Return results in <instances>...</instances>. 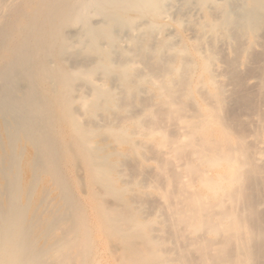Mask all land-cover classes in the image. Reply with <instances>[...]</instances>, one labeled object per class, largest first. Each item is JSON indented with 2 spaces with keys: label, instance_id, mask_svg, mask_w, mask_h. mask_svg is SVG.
Segmentation results:
<instances>
[{
  "label": "bare ground",
  "instance_id": "6f19581e",
  "mask_svg": "<svg viewBox=\"0 0 264 264\" xmlns=\"http://www.w3.org/2000/svg\"><path fill=\"white\" fill-rule=\"evenodd\" d=\"M2 113L0 264H264V0H0Z\"/></svg>",
  "mask_w": 264,
  "mask_h": 264
},
{
  "label": "rangeland",
  "instance_id": "374dc122",
  "mask_svg": "<svg viewBox=\"0 0 264 264\" xmlns=\"http://www.w3.org/2000/svg\"><path fill=\"white\" fill-rule=\"evenodd\" d=\"M98 21V19H95V21ZM71 63V62H70ZM69 63V64H70ZM71 64H73V63H71ZM4 113H2V115L0 114V118H3L4 116H5V114L3 115ZM27 133H25V134H23L22 136H21V138H19L20 139V142H21V139L23 140L24 138V143H21V146H22V151H25V152H23L22 154L24 155V156H22L21 154H20V156L22 157V159H21V157H20V161L21 160H23V159H25V161L27 160L26 159V157L25 156H28V153H29V155H36V153H35V151H37L38 150V146L36 145V144H30L29 142H27L26 141V138H27V135H26ZM26 135V136H25ZM27 143H28V145H27ZM23 144V145H22ZM12 144H11V141H9V143L8 144H6V146H5V150L6 151H10V149H9V147L8 146H11ZM24 145H26L25 147H24ZM33 147H35V148H37L36 150H35V148H33ZM6 148H8V149H6ZM11 148V147H10ZM29 152H28V151ZM28 152V153H27ZM31 152V153H30ZM9 153V152H8ZM25 153L27 154V155H25ZM25 161H23V162H21V164L22 163H24V166H21V168H24L25 170L24 171H26V168H25V166L27 167V165H26V162ZM60 167V172L61 173H63L62 172V169H64V176H66L67 175V173H68V171H67V169L63 166V165H60L59 166ZM61 167H62V169H61ZM31 169H33V168H30V167H28L27 168V170L28 171H26V172H22V178H24L23 180L25 181V183H24V181H23V186H25V185H28V182H29V185L31 184V186L33 187H31V186H28L29 188L31 187L32 189H29V190H32V191H27L28 190V188H27V190H25V191H27V192H25V191H23V196L22 197H24V198H22V200L24 201V202H26V203H30V202H28L29 200H33V202L31 201V204H30V208H28V213H27V217H28V219H29V221H32V222H34V221H44V219H41V216L42 217H45L46 219L48 218L47 216H51V219L53 218L54 219V221H56V222H59V223H61V221L62 222H66V223H71V220H69L70 219V215H71V213H70V211L69 210H66L65 208L63 209V200H60L63 196H62V194H60V192L61 191H58L57 189V191L55 190V187L54 188H52V183L51 182H49V184L48 185H50V187H51V189H54L56 192H54V194L56 193V194H59V195H54L53 193H52V195H48L47 196V194L44 192V191H42V189L44 190L45 189V187H46V185L44 184V180L42 179V175L40 174V173H38V174H36L37 172H39V170H37V169H35V170H32L31 171ZM66 169V170H65ZM66 171V172H65ZM25 173V174H24ZM24 174V175H23ZM34 176H33V175ZM39 174H40V176H39ZM28 176H30V177H28ZM33 176V177H32ZM37 176V177H36ZM42 176V177H41ZM41 177V178H40ZM35 178V179H34ZM39 180H38V179ZM36 180V181H35ZM37 180H38V183H37ZM42 181V186L40 185L41 184V181ZM40 182V183H39ZM36 183V184H35ZM51 183V184H50ZM35 186V187H34ZM45 186V187H44ZM44 187V188H43ZM23 188V190H24V187H22ZM36 188V189H35ZM39 188V189H38ZM48 188V187H47ZM26 189V188H25ZM30 192H34L33 194L34 195H32V196H30L32 193H30ZM42 192V193H41ZM29 193H30V195H29ZM43 194V196L41 195V194ZM29 195V198H28V195ZM40 194V195H39ZM26 195H27V197H26ZM85 194H83V196L82 197H84L85 198V196H84ZM33 196H34V198H33ZM37 196H38V198H37ZM56 196V197H55ZM58 196V197H57ZM61 196V197H60ZM45 199H44V198ZM25 198H28V199H26V201L24 200ZM33 198V199H32ZM37 198V199H36ZM55 198V200H56V202L54 203L55 205H58V204H56V203H59V205L62 207L61 209H58L57 210V212L55 211V207H54V205H52L53 204V202H51V201H53L52 199H54ZM58 198H59V200H58ZM40 199V200H39ZM49 199V200H48ZM10 201V199H9V197L7 196V198H6V196H3V198L1 197L0 198V211H2L5 207H7V205L6 204H8V202L7 201ZM21 200V201H22ZM48 200V201H47ZM20 201V202H21ZM21 202V204H25L24 202ZM37 201H39V202H37ZM6 202V203H5ZM48 202H50V204L48 203ZM33 203H35V207L34 208H32L33 206H34V204ZM37 203H39V204H37ZM47 203V204H46ZM52 203V204H51ZM42 204V205H41ZM5 205V206H4ZM39 205V206H38ZM45 205V206H44ZM29 206V205H28ZM32 206V207H31ZM51 206L53 207V208H51ZM59 206V207H60ZM42 207H43V209H42ZM46 207V208H45ZM48 207V208H47ZM37 208H39L40 209V211H39V209H37ZM31 209H33L32 211H34V209H35V211L34 212H32L31 211ZM51 209H53V211H50ZM31 212H30V211ZM49 210V211H48ZM41 211H43V212H45L46 211V213L44 214L43 212H41ZM63 211V212H62ZM37 212H39V214L37 213ZM34 213H36L35 214V218L33 217V215H34ZM42 213V214H41ZM48 213H49V215H48ZM51 213H52V215H53V217H52V215H51ZM39 215V216H38ZM47 215V216H46ZM31 216V217H30ZM36 216H38V217H36ZM40 217V218H39ZM36 218H38V219H36ZM65 220H67V221H65ZM69 220V221H68ZM71 224H67V227H69ZM42 236V235H41ZM45 240H47V241H45ZM39 240H41V241H45V242H47V243H45V245H47L48 247H46L45 245H42V243H40L39 244V246H45L44 248H43V250H46L47 248H49V246L50 245H48L49 243H48V239H46V237H39ZM44 244V243H43ZM99 252L100 251H98L97 252V256H96V261H98L99 259V263H101V264H105V263H107V261L108 260H106V259H108L107 258V255L106 254H104L103 252H100V254H99ZM102 253V254H101ZM103 254H104V256L106 255V258L103 256ZM99 256V258H97ZM47 257H45L44 259H43V261L40 263V264H49V263H51L50 262V259L48 260V258H47V260H45ZM51 258V257H50ZM102 259H103V261H105V262H103L102 261ZM0 261H1V259H0ZM103 262V263H102ZM1 263V262H0ZM55 264V262H52L51 264Z\"/></svg>",
  "mask_w": 264,
  "mask_h": 264
}]
</instances>
